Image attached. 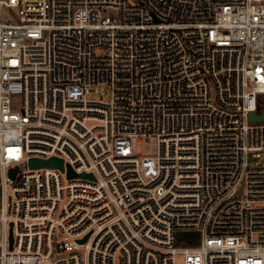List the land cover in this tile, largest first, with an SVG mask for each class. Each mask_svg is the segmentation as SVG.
<instances>
[{"label":"built area","instance_id":"2783aa9c","mask_svg":"<svg viewBox=\"0 0 264 264\" xmlns=\"http://www.w3.org/2000/svg\"><path fill=\"white\" fill-rule=\"evenodd\" d=\"M263 96L264 0H0V264H264Z\"/></svg>","mask_w":264,"mask_h":264},{"label":"rangeland","instance_id":"374dc122","mask_svg":"<svg viewBox=\"0 0 264 264\" xmlns=\"http://www.w3.org/2000/svg\"><path fill=\"white\" fill-rule=\"evenodd\" d=\"M5 15L11 16L12 9L5 7L4 12ZM92 98H104L108 99V94H100L96 93L94 90L91 93ZM21 106V98L15 97L13 101V108L18 109ZM136 150L139 154H154L157 150V141L155 138H151L149 140H146L144 138H139L136 142ZM264 162V158H263ZM179 241L181 243H187L188 241H194L195 243H198L200 240V233L193 230H184L179 233Z\"/></svg>","mask_w":264,"mask_h":264},{"label":"water","instance_id":"95a60500","mask_svg":"<svg viewBox=\"0 0 264 264\" xmlns=\"http://www.w3.org/2000/svg\"><path fill=\"white\" fill-rule=\"evenodd\" d=\"M264 98V96H263ZM250 120L251 121H263L264 120V110L258 114L256 112L251 113L250 115ZM30 165L32 167H38V166H50V167H59L60 169L64 170L65 169V164L63 159L58 158V157H51L49 159H40V158H32L30 160ZM68 167V174L69 176H76L77 174L74 172V170L71 168L70 165H67ZM17 168L12 169V175H15ZM90 174H82V176H89ZM88 235L85 236L81 241H85L87 239ZM11 240V248L13 247V236L11 233L10 236Z\"/></svg>","mask_w":264,"mask_h":264}]
</instances>
